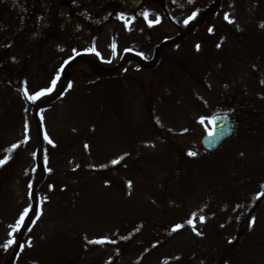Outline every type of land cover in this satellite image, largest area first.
<instances>
[{
	"label": "rangeland",
	"instance_id": "rangeland-1",
	"mask_svg": "<svg viewBox=\"0 0 264 264\" xmlns=\"http://www.w3.org/2000/svg\"><path fill=\"white\" fill-rule=\"evenodd\" d=\"M0 160V264H264V0H0Z\"/></svg>",
	"mask_w": 264,
	"mask_h": 264
},
{
	"label": "water",
	"instance_id": "water-1",
	"mask_svg": "<svg viewBox=\"0 0 264 264\" xmlns=\"http://www.w3.org/2000/svg\"><path fill=\"white\" fill-rule=\"evenodd\" d=\"M130 5L136 7L142 0H127ZM196 15H193L192 21L195 20ZM71 17L65 15V20L69 21ZM83 55V51H77L68 56L62 61L58 69V78L61 79L63 70L76 58ZM32 118L34 122H37V117L35 112L32 113ZM233 132V123L231 117L225 113H217L210 117L209 119V131L202 134L199 138V143L201 147L206 151H213L216 149L223 141L228 139ZM38 166V162H36ZM31 195V191L29 193Z\"/></svg>",
	"mask_w": 264,
	"mask_h": 264
},
{
	"label": "snow or ice",
	"instance_id": "snow-or-ice-1",
	"mask_svg": "<svg viewBox=\"0 0 264 264\" xmlns=\"http://www.w3.org/2000/svg\"><path fill=\"white\" fill-rule=\"evenodd\" d=\"M226 19H227V17H226ZM155 22H156V23H159L160 21H159V19H157ZM185 23H187V21H185ZM198 47H199V46H197V48H198ZM53 85H55V81H53ZM51 90H52V89H48L49 92H50ZM44 94H45L44 92H40V93H37L35 96H31V97H29V99L36 100V99H38L40 96H43ZM25 95H26V96L28 95L27 92H25ZM201 122H203V121H201ZM46 139H47V137H46ZM49 143H52V141L49 140ZM15 147H17V146H16V145H13V148H15ZM189 155L194 156V155H196V153H194V152H190ZM5 162H6L5 160H0V164H3V163H5ZM118 162H119V161H113V163H118ZM27 215H28V210L25 209L24 213L20 216L19 220L17 221L16 227L13 229V231H17V230L20 228V226L23 225V223H24L25 218L27 217ZM37 218H38V217H37ZM200 220H201V222H204L203 217H201ZM33 223H35V221H33ZM188 223H189V224H192L193 221H192V220H189ZM179 227H181V226L178 225L177 228H179ZM173 230H176V229H173ZM194 230H195V228H194ZM14 242H15L14 240H11V239H10V240L7 242V244L4 245V247H8V246H10V245H12ZM92 242H94V243H101L102 241H92Z\"/></svg>",
	"mask_w": 264,
	"mask_h": 264
}]
</instances>
